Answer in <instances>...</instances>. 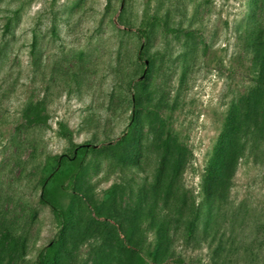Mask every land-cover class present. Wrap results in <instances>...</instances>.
<instances>
[{"label": "rangeland", "instance_id": "1", "mask_svg": "<svg viewBox=\"0 0 264 264\" xmlns=\"http://www.w3.org/2000/svg\"><path fill=\"white\" fill-rule=\"evenodd\" d=\"M259 74L264 0H0V264L51 241L53 264H136L148 247L264 264ZM134 108L137 158L120 161ZM81 144V177L54 192L60 231L40 180ZM219 149L245 156L210 195Z\"/></svg>", "mask_w": 264, "mask_h": 264}, {"label": "trees", "instance_id": "2", "mask_svg": "<svg viewBox=\"0 0 264 264\" xmlns=\"http://www.w3.org/2000/svg\"><path fill=\"white\" fill-rule=\"evenodd\" d=\"M138 34L142 37L147 38L146 31L144 29H138ZM255 87L261 92L262 100L264 101V75L259 74L255 80ZM136 110L132 111V117L130 123L127 125L125 131L121 135L118 141V153L116 158L120 161H131L137 158V148L136 139L137 131L135 127L136 123ZM263 117H264V103H263ZM244 121H238L239 132L244 131ZM232 124L229 125L230 128ZM224 140L229 141V138L224 137ZM75 151L70 156L60 155L57 157H50L46 163V167L43 170V175L41 176L42 191L39 196V202L41 204H48L55 216L59 220L60 231L64 229L68 218L69 211L64 209L56 196L55 188L63 186L65 182V187L73 189L77 180L81 177L83 159L87 152L90 150L86 148V145H76ZM245 156L243 150H237L233 153L226 152L223 149H219L216 153V158L211 165L210 170L207 173L208 181L211 182L212 187L208 185L207 193L210 195L217 194L219 192V186L221 185L223 178L230 172L231 167L234 163L237 164L238 159ZM57 248L56 241H51L44 247L40 248L37 253L34 264H53ZM53 260H52V259ZM52 262H51V260ZM50 260V262H49ZM170 261L174 263H183L184 259L180 256L173 257ZM150 262H158L159 264H168V262H162L161 251H158L156 247H151L145 251L142 250L137 254L136 264H150Z\"/></svg>", "mask_w": 264, "mask_h": 264}]
</instances>
